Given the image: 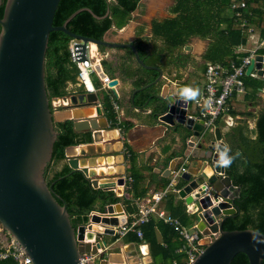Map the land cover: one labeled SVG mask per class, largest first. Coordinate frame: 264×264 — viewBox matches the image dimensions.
<instances>
[{"label":"water","instance_id":"obj_1","mask_svg":"<svg viewBox=\"0 0 264 264\" xmlns=\"http://www.w3.org/2000/svg\"><path fill=\"white\" fill-rule=\"evenodd\" d=\"M0 0V4H1ZM59 0H5L0 16V243L6 246L10 239L22 246L32 264H80L78 258L83 252L101 255L107 247V236L115 235L113 226L126 222L120 202L110 203L105 210L92 211L86 222L74 226L66 205L61 197L52 191L45 179V168L52 157L54 141L58 130L54 120L72 119L77 131H92V140L98 141L102 113L95 92L74 93L69 96L67 107L51 110L45 84V54L49 33L61 30L78 40L80 60L86 58V43L94 42L106 47H126L133 52L135 60L147 69L158 71L152 83L162 79L159 66L146 64L138 49L131 41H117L106 36L96 39L70 31L67 22L78 12L87 10L94 17L108 15L95 14L88 7L73 11L60 25H53V16ZM188 45L185 46V49ZM252 70L263 79L264 53L251 58L245 69L249 75ZM118 83L114 77L108 83L109 90L117 97L113 87ZM147 86V85H146ZM171 93L156 95L163 110L157 113L156 120L165 128L178 130V134L189 147L184 155L194 158L189 167L181 173L186 181L178 190V195L187 205L197 208L196 228L201 232L199 243L203 245L190 264H230L233 256L246 254L249 264H262L264 260V233L252 228H222L223 220L237 211L234 205L240 187L233 184L224 168L215 164L218 146L227 144L222 130L216 126L213 137H207L202 121L186 116L187 103L177 101L171 105ZM133 98V96H132ZM94 105L95 115L84 117L80 107ZM73 145L66 147L69 156L67 163L72 169H80L91 177L93 187L111 190L115 182L122 184L123 177L117 181H100L95 171L89 169L94 163L96 152L102 149L93 143L79 146L77 152ZM84 155L76 157V155ZM86 154L92 155L90 158ZM195 160H199L196 165ZM193 165L195 169L191 167ZM174 165H169L163 175H169ZM205 169L210 171L207 175ZM218 197H221L219 200ZM116 212L121 215L117 216ZM133 256L129 264H139V254L130 243ZM100 249L101 251H99ZM110 262L127 263L121 259H101L98 264ZM90 264H96L90 262Z\"/></svg>","mask_w":264,"mask_h":264},{"label":"trees","instance_id":"obj_2","mask_svg":"<svg viewBox=\"0 0 264 264\" xmlns=\"http://www.w3.org/2000/svg\"><path fill=\"white\" fill-rule=\"evenodd\" d=\"M139 1L59 0L52 23L53 25L62 24L73 11L80 7H88L99 16L104 15L108 9V15L101 18H96L87 10H82L66 25L74 33L102 39L113 25L120 28L128 22L131 12L138 6ZM241 2H245V6L240 8V15H236V11L231 6ZM4 3L5 0H2L0 16L3 13ZM170 12L173 16L152 22L151 30L154 38L161 39L171 49H181L192 36L208 38L209 45L203 54L206 63L220 62L225 65L231 61L239 63L246 53L238 51L237 48L250 39L253 28L258 33L257 43L264 38V0H174ZM242 21L246 22L245 26H242ZM249 28H252V32ZM71 39V36L61 30H53L49 33L45 54V84L52 111L51 98L67 95L70 92L67 89V83L76 82L77 67L71 61L68 50ZM146 45L147 38L139 35L136 48L140 57L144 62L154 64L160 58V52H156L157 49L154 46L147 51ZM98 49L103 52L105 47L99 45ZM262 51L264 48L259 49V52ZM125 53L129 58L133 57L130 48H125ZM101 64L107 73H113L110 62L102 58ZM141 69L146 75H150V79H141L138 84H144L156 76V71L153 69ZM245 76L246 74L243 79L247 86ZM244 96L245 100L236 103L232 113L255 116V127L252 136L248 133L249 130L245 124L230 128L224 136L232 149L231 154L239 151L241 155L229 168L225 169L233 184L240 187V191L234 202L237 211L223 220L222 228L226 230L252 228L264 233V105L257 113L244 110L250 95L246 93ZM238 105L243 107V110ZM109 115H111L110 112ZM54 126L58 130V135L44 175L52 191L61 197L60 202L66 205L72 224L77 226L87 221L90 211L102 212L105 205L121 201L122 196L112 190L93 187L90 178L82 170L72 169L66 162L60 169L54 170L52 165L66 159L67 146L91 140L90 132L75 130L71 119L54 120ZM167 182L168 179L163 178L161 187H164ZM182 184L183 181H179L177 185L180 187ZM131 187L134 190V183ZM124 202L126 211L136 210L135 205L129 204L128 201ZM166 206L173 215L179 217L184 225L189 226L194 223L193 217L185 212L181 201H175L172 197L167 201ZM138 227L142 231L143 240L149 245V253L152 257V261L145 264H173V262L183 264L182 253L177 252L183 241L170 225L151 214L148 220L139 224ZM116 237L117 235L113 236L112 240ZM125 239L136 243L142 241L138 239L135 231H129ZM0 264H15V262L7 258L0 260ZM230 264H249V262L246 254L238 252L233 256Z\"/></svg>","mask_w":264,"mask_h":264},{"label":"crops","instance_id":"obj_3","mask_svg":"<svg viewBox=\"0 0 264 264\" xmlns=\"http://www.w3.org/2000/svg\"><path fill=\"white\" fill-rule=\"evenodd\" d=\"M145 1L146 0H140L138 6L131 12L130 16L138 15L139 11H142L143 6H145V9L147 10L162 9V4L158 3L162 0H151L148 3ZM173 2L174 0L169 4L167 9L169 16H165L162 19L173 16V13L170 12V7ZM162 19H155L153 17L147 19V17L142 16V18L138 19V21L132 23V19L129 18L128 22L122 27L116 28V26L113 25L110 29H108L109 33L106 36L111 37L114 35L113 39L117 41H131L135 46L139 35L146 37V50L150 51L154 46V48L157 49L156 52H160V58L152 65H156L161 68L162 79L157 83L148 85V83H152L158 75V71L153 69L156 71V76L144 84H138V81L141 79L149 80L150 75L145 74V72L141 69L145 67H142L135 60L134 55L132 58H129L126 55V47L112 46L108 47L111 49L110 53L107 52L106 54L104 51L101 52V57L110 62V65L113 68V73H107L100 62L101 70L112 78H118V83L114 86L117 92V97L111 93L108 87L102 85L95 72L91 74V81L95 87V91L93 92L98 95V91H103V96H101V98L98 96L99 100L97 103L100 104L102 111V113L98 116V119L101 123L107 122V126L101 128V134L99 135L98 141L92 140V131L89 130L91 134L90 141L73 145L77 152L79 151V146H84L87 143L94 142L96 145L101 147V153L96 152L93 154L95 161L90 164L88 168L95 171L96 177L100 181H117L119 177L124 178V182L122 184H117L115 182L114 187L111 189L117 195L122 196V200L119 202L122 204L124 210H126V203L124 201H128L129 204L135 206L137 202L148 204L151 200V196L155 192L165 188L171 180V172L166 176L163 175V173L170 164L174 165V168L171 169L172 171L179 168L181 165L187 168L189 167V163L194 160V158H191L188 154L184 155V152H187L189 147L186 145L185 140H183V138L178 134L179 129H165L156 120L157 113L163 110L162 106L159 105V100L156 95L161 92L164 94L172 93L175 88L182 86L195 87L196 84H199L197 81H194V74L196 73L198 66L202 67L201 72L203 81H201V84L197 87L200 89L202 94L204 85L203 73L206 65V61L203 59V54L209 45V39L192 36L181 49H171L167 47L161 39H155L152 34V22L154 20ZM129 21H131V23H129ZM257 39L258 33L256 29L253 28V33L251 34L250 39H248L245 44H240L237 50L247 53L249 49L255 47L259 43L256 42ZM250 41H252L253 44H251ZM187 45L188 48L185 49V46ZM259 53H264V51ZM68 84L70 85V88L67 89H69L70 92L67 95L60 97L68 103L61 105L60 109L68 106L70 101L69 96L71 94L88 92L84 89V86L78 77H76L75 83L69 82L67 85ZM246 93L249 94L250 97L249 100L246 101V107L244 110L251 111L252 113H257L260 110V108L264 105V94L261 93V89H254L252 86H245V93L239 97L237 96L238 94L231 97L229 100V105L231 107L230 111L222 113L212 128L205 129V135H207L206 132L208 130H210L214 135V128L219 126L224 137L225 133L230 128L238 124H245L249 130L248 133L252 136L256 117L252 115L246 116L232 113L235 105H237L236 103H241L245 100L244 95ZM194 102L195 101H190L187 103V111L196 113ZM116 104L118 106L117 108L115 107ZM108 107L110 110H108ZM240 108L243 110V107ZM80 111L84 117H92L95 115V106H82L80 107ZM109 112L111 115H109ZM213 135L211 137H213ZM74 148L69 151L72 152L71 150ZM83 156L84 155L80 154L76 155V157ZM91 156L92 155L89 154L85 155L87 158H90ZM68 158L69 156L66 155V159L59 161L58 166H56L54 170L60 169L65 162L67 163ZM194 163L198 165L199 160H195ZM196 165H193L191 168L195 169L194 166ZM205 171L210 174V171L206 169ZM129 176L132 178L129 187L130 189L123 186L124 183H128V180L126 179ZM89 178L91 181V177ZM163 178L168 179V182L164 187H161ZM179 181H183L182 186L186 182L181 178V174L176 182V187L180 189L182 186L178 187L177 185ZM132 183H134V190L131 189ZM172 197H174L175 201L179 200L183 203L185 212L190 215V217H193L192 219H194L193 224L189 226L184 225L178 216L173 215L167 209L166 203ZM107 205H105V207ZM158 207L178 218L181 224L186 227H192L197 223L198 217L196 216V213L188 211L191 208L194 209V206L185 204L184 200L179 197L177 192L170 191L167 193V195L159 202ZM155 216L160 219L157 215ZM160 220L165 222L163 219ZM126 234L123 236L115 234L117 235L115 240H112L115 235L107 236L106 239L108 248L106 250H111L106 254V258H102L121 259L122 261H127V263L115 262L114 264H129L128 262L133 260V256H127V254L131 251L129 244L133 243L134 248L138 251L137 254H139L140 259L144 257L147 259L146 262H151L152 257L149 253L148 243L145 242L143 238L141 243L126 240ZM157 235L160 236L159 233H157ZM138 239L141 238L138 237ZM1 244L2 243H0V247ZM141 244H143L142 252L139 249ZM178 249L177 252L182 253L181 260H183L185 255ZM109 264H113V262L109 261Z\"/></svg>","mask_w":264,"mask_h":264},{"label":"built area","instance_id":"obj_4","mask_svg":"<svg viewBox=\"0 0 264 264\" xmlns=\"http://www.w3.org/2000/svg\"><path fill=\"white\" fill-rule=\"evenodd\" d=\"M244 6L245 2H241L240 4H232L231 7L236 11V15H240V8ZM245 23V21H242V26H245ZM249 30L251 31L252 29L249 28ZM77 42L78 40L74 38L70 40L68 45L69 57L77 67V77L84 86V89L88 92L95 91V87L91 81V74L94 72L99 77L102 85L109 88L110 86H108V83L112 80V77L101 70L100 62L102 57L97 45L93 52L91 48L92 42L88 41L85 48L86 58L80 60L81 51L79 50V46L76 45ZM261 47L264 48V38L255 47L249 49L247 53L241 57L239 63H235L234 61H231L226 65L220 62L206 63L203 73V91L199 97V101L194 102L196 113L186 111V116L194 119L195 121H202L204 130L212 128L222 113L230 111L231 107L229 105V100L231 97L236 94L245 93V84L243 79L245 69L250 63L251 58L256 54H259L258 50ZM249 75L258 77L255 70H252ZM261 93L264 94V85L261 88ZM205 101L208 102L207 107L204 106ZM50 103L53 110H58L61 105L68 102L60 97H53L51 98ZM115 107H118L117 104ZM185 170L186 167L183 165L175 170H172L169 184L165 188L155 192L151 196V200L148 204L137 202L135 211L128 212L123 210L122 214L125 215L126 222L113 226L116 230L115 234L123 236L129 231H135L137 236L142 239V231L138 227L139 224L147 221L151 214H155L178 232L183 240L181 247L178 249L185 255L183 264H190L202 250L203 245L199 243V240L201 239V232L196 228V225L186 227L181 224L178 218L158 207L159 202L167 195V193L170 191L178 192L179 188L176 187V182L178 181L180 174ZM207 175H209V173H207ZM126 180H128V183H124L123 186L129 188L132 178L129 176ZM218 199L220 200L221 197H218ZM188 211L196 213L197 208H191ZM91 213L92 211L89 212L88 216ZM116 214L117 216L121 215L120 212H116ZM139 249L141 252L143 251V244H141ZM98 250L101 251L100 249ZM97 256L98 255L90 252H83L78 258V261L80 264H90L92 261L98 263L99 259L96 261ZM7 258L12 259L15 264H32L30 257L25 255L20 243L13 239H10L6 246L1 244L0 247V260ZM173 264H175V262Z\"/></svg>","mask_w":264,"mask_h":264},{"label":"rangeland","instance_id":"obj_5","mask_svg":"<svg viewBox=\"0 0 264 264\" xmlns=\"http://www.w3.org/2000/svg\"><path fill=\"white\" fill-rule=\"evenodd\" d=\"M151 0H146L145 2H150ZM173 0H162L161 2H158V3H160V4H162V9L160 10V9H156V10H147V9H145V6H143V9H142V11H139V14L138 15H131L130 16V18L132 19L131 21H133L132 23H134L135 21H138V19H140V18H142V16L143 17H147V19H149L150 17H153V18H155V19H162L163 17H165V16H169L168 15V11H167V9H168V6H169V4L172 2ZM163 2H164V4H163ZM131 21H129V23H131ZM111 39H113L114 38V35H112L111 37H110ZM250 43L251 44H253V42L252 41H250ZM256 44V43H255ZM104 52L107 54V52L108 53H110L111 52V49L110 48H106L105 50H104ZM105 53H103V54H105ZM201 66H198L197 67V69H196V73L194 74V81H197V83H199V84H201V81H203V77H202V72H201ZM245 79L247 80V87H249V86H252V87H254V89H259L262 85H263V79L262 78H260V77H253V76H250V75H246L245 76ZM199 84H196V86L195 87H197V86H199ZM67 88H70V85L68 84L67 85ZM103 94V91L101 90V91H98V96L101 98V96H103L102 95ZM238 97L239 96H242V94L240 95V94H238L237 95ZM206 136L207 137H211L213 134H212V132L210 131V130H208L207 132H206ZM58 164H59V162L58 163H56V164H54V165H52V167L53 168H55L56 166H58ZM113 249V248H112ZM111 250V249H110ZM110 250H105V252H102L103 254H101V255H98L97 256V259H96V261H98V259H104V258H106V257H104V258H102V256H106V254L108 253V251H110ZM147 261V259H145L144 257H142L140 260H139V264H145V263H148V262H146ZM114 264V263H113Z\"/></svg>","mask_w":264,"mask_h":264},{"label":"clouds","instance_id":"obj_6","mask_svg":"<svg viewBox=\"0 0 264 264\" xmlns=\"http://www.w3.org/2000/svg\"><path fill=\"white\" fill-rule=\"evenodd\" d=\"M201 96V91L198 87L192 86H182L179 88H175L169 99L171 105L175 104L177 101L183 102L184 104L190 101H199V97ZM207 101L204 102V106L207 107ZM217 158L215 160V164L219 168H229L232 163L241 155L239 151L235 154L232 153V149L229 145L224 144L222 146H218L216 149Z\"/></svg>","mask_w":264,"mask_h":264},{"label":"bare ground","instance_id":"obj_7","mask_svg":"<svg viewBox=\"0 0 264 264\" xmlns=\"http://www.w3.org/2000/svg\"><path fill=\"white\" fill-rule=\"evenodd\" d=\"M91 48H92V51L94 52V50L96 49V44L94 42L91 43Z\"/></svg>","mask_w":264,"mask_h":264},{"label":"flooded vegetation","instance_id":"obj_8","mask_svg":"<svg viewBox=\"0 0 264 264\" xmlns=\"http://www.w3.org/2000/svg\"><path fill=\"white\" fill-rule=\"evenodd\" d=\"M104 47H105V49L108 48V47H106V46H104Z\"/></svg>","mask_w":264,"mask_h":264}]
</instances>
